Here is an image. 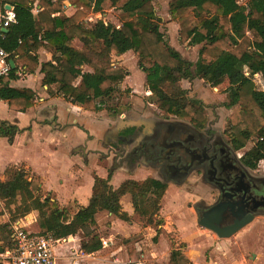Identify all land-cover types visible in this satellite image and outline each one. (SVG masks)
<instances>
[{
	"label": "trees",
	"instance_id": "obj_1",
	"mask_svg": "<svg viewBox=\"0 0 264 264\" xmlns=\"http://www.w3.org/2000/svg\"><path fill=\"white\" fill-rule=\"evenodd\" d=\"M65 1L2 0L4 7L15 8L18 17V23L4 33L2 47L14 59L18 55L28 72L39 66L41 48L52 53V60L41 65L44 86H55L59 96L84 110L100 111L106 100L121 95L120 85L129 76L126 69L113 65V57L134 52L139 68L147 74L146 88L153 103L166 117L204 128L208 122L205 107L188 97L182 82L198 78L212 88H226V106L234 108L225 132L232 147L241 151L253 144L241 158L248 169L256 170L264 161V90L255 83L257 75L264 78V0H248L246 5L240 0H171L169 13L179 25L180 42L202 46L196 63L169 45L154 0H69L76 8L72 16L65 13ZM109 9L119 13L120 26L102 20L91 27L85 25L88 13L103 14ZM15 71L1 80L0 100L25 112L34 105L35 93L10 86ZM22 131L8 122L0 124V136L10 142ZM4 175L0 203L10 222L37 212L39 233H51L57 239L81 234L80 250L88 255L103 248L102 238L94 232L98 213L107 212L158 232L164 223L160 205L149 216L142 206V199L149 204L147 194L158 200L165 195L167 185L154 178L129 179L114 189L109 179L95 175L89 204L71 216L52 193L42 190L40 178L31 171L13 166ZM126 195L132 199V216L121 204ZM9 239L10 223L0 222V248L8 247ZM171 246L170 264H192L183 252L185 244L180 249L173 242ZM130 250L136 261L133 246Z\"/></svg>",
	"mask_w": 264,
	"mask_h": 264
},
{
	"label": "rangeland",
	"instance_id": "obj_2",
	"mask_svg": "<svg viewBox=\"0 0 264 264\" xmlns=\"http://www.w3.org/2000/svg\"><path fill=\"white\" fill-rule=\"evenodd\" d=\"M171 0H154V5L158 15L162 19L161 31L165 35L169 45L178 51L181 56L190 63H196L198 54L202 46L190 47L182 44L179 37V25L169 13V2ZM248 0H240L241 5H246ZM98 20L120 26L119 13L114 9L106 10L103 14L88 13L84 20L87 27L93 26ZM80 47V45H78ZM113 65H119L129 72V76L120 85L121 95L112 100H106L100 111L95 112L94 117L99 122V131L90 132L86 130V140L88 144V162H80L79 170L87 171L91 176L98 173H107L111 167L110 159L103 158L107 152L103 149V134L109 135L108 126H113L114 122L121 118L125 124L141 116L156 117L159 109L154 105L151 94L146 88V72L142 71L138 65V58L134 52H128L123 56H114ZM255 83L258 89L264 90V78L255 77ZM182 88L187 91L191 99L201 101L205 107L208 122L207 125L220 131L227 142L229 137L225 133L228 129L230 116L234 112L226 105L228 103L226 88H212L208 83L201 79H187L182 82ZM158 119V118H157ZM109 121V122H106ZM106 123V124H104ZM110 123V124H109ZM85 124V123H84ZM82 121L79 125H84ZM104 124V127L102 125ZM91 123H86L90 127ZM83 127V126H82ZM82 129V128H81ZM82 130H85L84 128ZM72 138V136H71ZM74 138L68 143H74ZM80 145H83L82 138H79ZM249 143L246 148L239 151L244 154L252 147ZM93 151H98L93 155ZM81 152V150L79 151ZM92 153V154H90ZM80 157L82 153H79ZM111 170V169H110ZM257 170L264 173V163L259 164ZM119 174L117 180L124 176H134L139 178H153L150 171L140 169L135 173H130L126 169L116 171ZM115 172V173H116ZM113 173V174H115ZM130 176V177H131ZM0 174V179H1ZM87 177V176H86ZM56 182L54 177H51ZM126 178H124L125 180ZM4 180V179H3ZM81 185V178L79 179ZM117 182V181H116ZM84 185V183H83ZM65 192V189H64ZM69 195V194H68ZM149 204L142 199V206L151 215L156 205H160L159 215L164 223L160 227L161 232L149 227H142L135 221L121 222L116 216L102 212L97 216V226L94 232L103 240L108 241V247L102 248L95 254H85L80 250L82 235L70 238L65 244H62L60 251L59 264H170V255L172 252L171 243L176 249L185 244L183 252L190 259L192 264H252V255L260 252V247L264 245V217H258L251 224L243 228L237 234L229 238H219L212 231L200 226L197 208L203 199L211 197L210 191L196 185L178 186L173 183L167 185L162 200L154 196L146 195ZM123 199L124 210L130 209L132 199L127 195ZM60 206L69 209L70 215L77 213L79 201H61ZM153 204V207H152ZM133 212V207L132 211ZM28 221L36 220L33 228L37 229L38 213L33 212L26 216ZM10 218L8 211L3 203H0V221L4 222ZM25 219V218H24ZM158 237L157 242L154 240ZM129 243H126V241ZM135 249L136 261L131 258L130 248Z\"/></svg>",
	"mask_w": 264,
	"mask_h": 264
},
{
	"label": "crops",
	"instance_id": "obj_3",
	"mask_svg": "<svg viewBox=\"0 0 264 264\" xmlns=\"http://www.w3.org/2000/svg\"><path fill=\"white\" fill-rule=\"evenodd\" d=\"M64 5L67 16L75 14L76 8L70 4L69 0H66ZM4 8L2 0H0V15ZM37 56L39 66L33 72H28L26 70L27 67L22 65L18 55H15V59L12 55L10 58V64L13 62L11 67L16 70L14 78H11L10 80V86L12 88L29 89L33 91L35 93V100L34 105L25 112L13 110L9 107L6 101L0 100V124L1 122H8L23 130L16 135L13 142H10L8 138L0 136L1 179H6L4 174L9 167H24L26 170L31 171L32 175L40 178L41 188L44 192L52 193L59 203L66 200L67 202L71 200L74 201V199L78 200L80 209L89 204L93 193L95 177L91 176L87 171H80L78 167L81 161H84L85 163L88 162V144H90V142L85 139L87 133L86 130L90 132L99 131V125L101 123L99 124L96 120L97 117L93 116L95 115V111H87L68 102L57 94L55 86L49 88L48 86L43 85L44 75L41 72V65L52 60V53L46 48H41L38 51ZM256 77L262 76L257 75ZM159 113L161 112L159 111ZM124 117L125 114H122L121 118ZM121 118L117 119L113 126L109 125L107 129H112L117 123L119 128H123L126 125L133 126L137 123L132 121L130 124H125L121 121ZM81 121L85 124L80 126L79 123ZM88 122H90L91 125L87 128L86 123ZM104 124L102 127H104ZM81 128H84L85 130H82ZM106 134L107 133L104 132L102 142L104 137H106ZM71 136L75 141L68 146L67 141L68 143L72 141ZM79 138H82L83 140L82 146H79ZM103 149L106 151L104 146ZM80 150L81 152H79ZM93 152V155L101 154H97L98 151ZM79 153H82L81 157ZM241 155L243 154H239V156ZM101 156L105 159H110V163L112 162V156L108 158L106 153L105 156ZM263 163L264 161L260 162V164ZM110 169L107 173H98L96 175L102 180L109 179L110 184L114 189L119 188L123 182L129 179L137 181L146 180L131 175V177L129 175L124 176V178H126L125 180L124 178L117 180V176L121 173H117L116 171L120 169H114L112 166ZM139 170L140 169L134 172L127 171L135 173ZM148 171H150V176L157 179L151 170ZM51 177H54L56 182H54ZM80 178L82 182L81 185L78 182ZM187 184L195 185L193 181H190ZM123 198L121 204L124 203L123 200L125 199ZM122 207L124 210V205H122ZM132 207L133 206H130V209H127L126 211L124 210L130 216L134 213V209L131 213ZM101 213H98L97 216ZM24 218L16 220L15 222L27 220V217ZM121 222L125 221L121 220ZM1 223H10L11 226L14 222H10L9 218L7 221ZM70 238L73 237H69L66 240L68 241ZM252 259V264H264V245L260 247V252L258 251L256 254L252 255Z\"/></svg>",
	"mask_w": 264,
	"mask_h": 264
},
{
	"label": "flooded vegetation",
	"instance_id": "obj_4",
	"mask_svg": "<svg viewBox=\"0 0 264 264\" xmlns=\"http://www.w3.org/2000/svg\"><path fill=\"white\" fill-rule=\"evenodd\" d=\"M160 114L138 117L133 126L119 128L117 123L104 137L106 156H112L114 169L151 170L166 185L193 181L210 191L211 197L197 208L202 216L217 204L225 206L219 218L222 227L249 215L264 217V173L246 168L243 155L220 131L209 125L199 129Z\"/></svg>",
	"mask_w": 264,
	"mask_h": 264
},
{
	"label": "built area",
	"instance_id": "obj_5",
	"mask_svg": "<svg viewBox=\"0 0 264 264\" xmlns=\"http://www.w3.org/2000/svg\"><path fill=\"white\" fill-rule=\"evenodd\" d=\"M37 13V8L34 10ZM18 23L14 7L3 9L0 15V89L1 80L12 70L11 54L1 45L4 32ZM36 220H22L10 226V245L0 251V264H59L61 259L58 249L66 239H57L51 233L41 234L33 226ZM102 247H108V241L102 239Z\"/></svg>",
	"mask_w": 264,
	"mask_h": 264
},
{
	"label": "water",
	"instance_id": "obj_6",
	"mask_svg": "<svg viewBox=\"0 0 264 264\" xmlns=\"http://www.w3.org/2000/svg\"><path fill=\"white\" fill-rule=\"evenodd\" d=\"M6 9H10V5L5 6ZM4 32H9L8 30H5ZM13 62H11V65ZM84 151V150H83ZM212 164V163H211ZM236 204H242V201H236ZM225 211V206L222 204H217L210 208L207 212L201 215V212L197 210L198 217H199V224L200 226L212 231L215 233L219 238H229L233 235L237 234L239 231H241L243 228L251 224L255 220L254 215H249L245 217L244 219H238L236 220L232 225L224 226L222 227L219 223V218L221 215H223ZM1 252H3V249H0Z\"/></svg>",
	"mask_w": 264,
	"mask_h": 264
}]
</instances>
